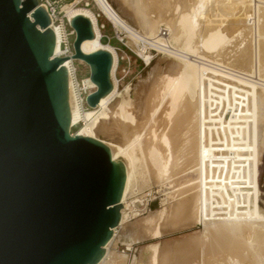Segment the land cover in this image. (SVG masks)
Returning a JSON list of instances; mask_svg holds the SVG:
<instances>
[{"label":"bare ground","instance_id":"bare-ground-1","mask_svg":"<svg viewBox=\"0 0 264 264\" xmlns=\"http://www.w3.org/2000/svg\"><path fill=\"white\" fill-rule=\"evenodd\" d=\"M95 1L114 27L122 29L138 47L140 56L146 61L152 56L147 50L151 48L176 58V61H166L162 77L158 78L161 81L153 92L150 89L147 100L140 101L137 93L125 101L117 91L114 76L116 49L101 42L95 14L85 7L73 9L70 6L73 3H69L68 10L67 4L61 5L60 10L69 23L74 16L82 15L91 24L92 38L84 39L80 44L83 52L104 49L112 55V88L90 108H84L77 99L71 74V67L76 69L75 59L68 55L66 57L70 58L63 61L69 72L70 127L82 122L83 127L75 134L102 141L110 149L112 159L124 164L126 172L119 223L113 227L112 236L104 246V255L96 264L105 261L124 264L116 260V251H110V248L121 242L132 249L135 241L140 240L152 224L149 234L160 237L167 230L162 223L172 208H175L170 216L173 227L203 221V231L189 245L183 244V249L178 245L180 243H148L140 250L147 256V263L135 257V264H264V217L257 212L252 214L253 207L236 190L237 182L243 178V172L260 144L264 128V0H124L127 2L126 13L139 30L123 19L108 0ZM39 5L44 8L43 4ZM162 23L168 30L166 36L159 33ZM49 26L55 34L54 54L58 55L66 29L64 24H56L53 18ZM76 60L85 63L80 58ZM202 80H205V86ZM200 81L202 88L199 87ZM82 83L93 90L96 88L89 75L82 79ZM188 96L195 99L193 104L182 106L177 114L178 106ZM133 104L137 110L132 107L135 116L125 114V108ZM108 112L114 114L108 129L124 132L130 127L132 134L127 136L126 142H111L97 135L106 124L101 119L108 118L105 117ZM159 112L162 113L164 129L158 130L159 124L157 128V125L150 126L145 142V153L153 163H158L157 170L153 171L154 177L165 181L180 172H195L197 189L181 190V196L178 197L179 193L171 195L159 210L149 215V219L131 221L143 215L137 214L135 202L138 200L128 202L126 199L131 196L127 190L135 170L131 150L134 144L143 140L142 130ZM118 114L120 119L116 117ZM172 125L181 126L175 137L174 133L168 132ZM120 156H127V159ZM178 189L180 187L175 190ZM139 201L143 203L142 199ZM126 208L132 211L129 218ZM190 251L192 255H188Z\"/></svg>","mask_w":264,"mask_h":264},{"label":"water","instance_id":"water-1","mask_svg":"<svg viewBox=\"0 0 264 264\" xmlns=\"http://www.w3.org/2000/svg\"><path fill=\"white\" fill-rule=\"evenodd\" d=\"M49 24L38 0H0V264H96L120 219L125 166L70 132V57L54 55ZM69 24L94 107L112 88V55L81 50L93 35L85 16Z\"/></svg>","mask_w":264,"mask_h":264},{"label":"rangeland","instance_id":"rangeland-1","mask_svg":"<svg viewBox=\"0 0 264 264\" xmlns=\"http://www.w3.org/2000/svg\"><path fill=\"white\" fill-rule=\"evenodd\" d=\"M52 1L54 2L56 1L57 10H58L57 19L55 20V23L64 24L66 32L68 33L70 32L72 27L70 26L67 20V17L64 15V12H61L60 10L61 5L63 6L64 4H67L66 10H68L69 3H73L72 5H70L71 7H73V9L77 7H85L89 9L91 12H93V14H95L97 18L98 27L102 35L101 42L104 44H109L110 46L116 49L117 65L114 71V76L116 79L117 91L119 92V94L120 93L122 94L123 98H125V101H128L129 98L132 99L133 96H135L137 93H138L137 96H139L140 101H144L145 99L147 100L150 97L151 92H153L154 89H157V85L159 84V81H161L159 79L162 77V71L166 68V63H167L166 61H168V59L173 60L174 56L172 57L170 55H167V52L162 51V53L161 52L157 53V51L147 49L149 52L152 53V56L150 55L149 60L146 61L143 56H140L141 54L138 51V47H136V45H134L129 40V38L126 37V33H124L122 29H118L114 27V25L111 22V19L108 18L107 14L100 7V5L97 4V1L95 0L94 1L93 0H52ZM108 2L111 4V6L117 11V13L122 18L124 17L123 19L127 20L130 24H132V26L135 29L138 28L137 25L134 23L133 19L131 18V16L126 13L125 6H127V2L125 3L124 0L123 1L122 0H108ZM162 25L164 24L162 23ZM137 30H139V28ZM68 38H69L70 45L72 48V41H73L74 35H69ZM140 49H142V47ZM173 61H176V58ZM74 63L76 66V72H77L78 79L84 78L89 74V68L85 63L81 62L80 60H76V59L74 60ZM202 81H203L202 85L205 86V83H204L205 80H202ZM199 87L202 88L201 81H200ZM141 89L143 90L141 91L142 94L140 92ZM150 89H152L151 92H149ZM188 97L187 98L184 97L185 99L183 98L180 106H178L177 108V111L175 110L177 114L180 113L178 109L181 108L182 106L193 104V101L195 99L192 98L191 96H188ZM154 102H155V99H154ZM130 107L131 109H129ZM132 107L134 108V104L132 106L126 107L125 108L126 110H124L126 113L125 112L124 113L127 115L129 114L130 116H135L134 114L136 112L134 113V110L135 111L137 110L136 108L132 110ZM128 110L129 111L131 110V112H129ZM175 111L173 113H175ZM130 113L131 114L133 113V114L131 115ZM176 113L174 114L175 116H177ZM161 114H162L161 112H159V114L158 113L155 114L154 116L155 122L154 121L150 122V124L146 127V129L144 128V130H142V133L143 132L145 133V134L144 133L142 134L143 140H141L137 145L134 144L131 150L133 151L131 152V155L133 156V159H134L133 162H134L135 170H134L133 175L131 176V179L128 185V190H127V192H130L131 194L130 200H138L135 203V207H141L139 200L145 198V197H142V195H144L145 192L151 191L150 196H147V199L149 201L150 211L147 213L146 212L143 213V215L141 216L134 217L133 219H131V221H133L134 219H138V218L148 217L149 219L150 218L149 215H151V213L153 214L156 210H159L162 204L167 202L168 198L171 195L175 193H179L178 195L179 197L181 196L180 195L181 190H185L189 188H192V190L194 191L195 186L198 183L197 182L198 179L196 178L197 174L195 172H189V173L180 172L181 174L179 173L178 175H174L172 178H167L165 179V181L164 180L160 181L154 177L153 171L156 168H158L157 166L158 163H153L151 159L149 158V155L147 156V154L145 153L146 143L148 141V138L146 140V137H148L149 135L148 132H149L150 126L152 127V125H157L156 126L157 128L159 124L160 129L158 128V130L164 129L162 117H160ZM113 115L114 114H112L111 112L107 114V116H105L108 118L101 119V121L106 124L102 126L103 129H100V131L99 130L97 131V135H99L100 137L104 139L107 138L106 140L108 141L110 140L111 142H113L114 140H120L121 142H126L128 139L127 136L129 137L132 134L130 127L124 132L118 131L115 128L108 129V126H109L108 123L113 118ZM146 115L148 114L146 113ZM116 117L117 119L121 118L119 114ZM104 119L106 121H104ZM124 120H126L125 121L126 124L129 125V123H127L129 120L127 118H125ZM124 120L122 122H124ZM82 127H83V123L79 122L75 124L74 126L70 127V132L72 134H75V132L79 131ZM180 129H181V126L174 127L172 125L168 128V132L171 133L172 135L174 133L173 136L175 137V134ZM140 143H141V146H140ZM142 153L144 155H142ZM122 157L123 158L125 157L127 159V156H120L121 159H123ZM194 180L195 182L193 183ZM179 187H180V190L179 189L175 190ZM192 190L190 192H192ZM236 190L239 194L242 195L241 196L242 199H244V201L248 205L253 207V209H251L252 214H255L257 212L261 214V216L264 217V128L262 129L260 144L259 146H257L255 154L249 160L248 166L243 172V178L239 182H237ZM143 202L145 203V200ZM174 210L175 208L171 209V214L168 215L167 220H164V222L162 223L164 230L166 229L167 230L164 231L160 237L155 238V237H152L151 234H149L151 227H153V224H152L150 225L149 229L148 228L146 229V231L144 232V236L140 240L135 241L130 251L123 250L124 246L126 245L121 242H118L116 247L112 246L110 248V251H116V257H115L116 260H120L124 262V264H135V261H134L135 257L136 258L140 257V259L144 260L142 263H147L146 261L148 260V258H146L147 256L145 254H142L140 250L143 249L142 247L146 246L148 243L159 242L162 245L163 244L174 245V244L180 243L178 245L180 246V248L183 249L184 245H189L193 241V239L195 240L196 237L198 236V233L203 231V228H204L203 221H199L197 224H193L191 226L180 227V228L173 227L172 226L173 219L170 218V216L172 217V214H173L172 212H174ZM246 210L248 212V209ZM166 224L169 225L170 227H168ZM182 240H184L185 243H181L183 242ZM191 252L192 251H190L188 255H192ZM118 254L119 255L121 254L123 256L120 257L118 256ZM111 263L105 261L103 264H111Z\"/></svg>","mask_w":264,"mask_h":264},{"label":"built area","instance_id":"built-area-1","mask_svg":"<svg viewBox=\"0 0 264 264\" xmlns=\"http://www.w3.org/2000/svg\"><path fill=\"white\" fill-rule=\"evenodd\" d=\"M38 3L44 5V9L46 10L50 20H51V18H53L54 22H55V20L57 19V14H58L56 1L54 2L52 0H38ZM159 33L162 36H166V35H168V30H167V28L164 25H162L160 27V32ZM69 35H74V30L73 29H71L69 33L66 32L65 35H62L61 40H60L61 50H60L59 54L56 55V56L72 55L73 48H71V45H70V41H69V38H68ZM151 50L156 51L153 48H151ZM71 70H72L71 74H72V77H73V81H74L75 86H76L75 88H76V93H77V99H78V101L80 102L81 105H84V108H90L87 105V103H86V96H87V94H89L90 92L93 91V88L92 87L90 88L88 86L85 87L83 85V83H82V79L83 78L78 79L76 69L71 67ZM67 73H69L68 69H67ZM150 192L151 191L145 192V194L142 195V197H145L144 199H142V202L145 200V203L144 202L140 203L141 207H137L136 208L137 209V214H142V213H145L146 211L150 210L149 201L147 199V196H150ZM126 199H127L128 202L131 201L130 200V196H128ZM125 210H126V215H128V218L131 217L132 216V211H130L127 208ZM123 250L130 251L131 249L127 248L126 246H124Z\"/></svg>","mask_w":264,"mask_h":264}]
</instances>
